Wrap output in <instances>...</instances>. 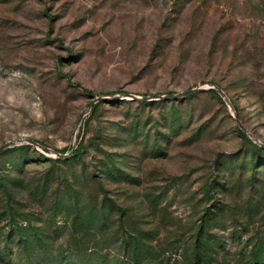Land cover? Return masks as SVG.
<instances>
[{
    "label": "rangeland",
    "instance_id": "374dc122",
    "mask_svg": "<svg viewBox=\"0 0 264 264\" xmlns=\"http://www.w3.org/2000/svg\"><path fill=\"white\" fill-rule=\"evenodd\" d=\"M19 138L0 264H264V0H0V144Z\"/></svg>",
    "mask_w": 264,
    "mask_h": 264
},
{
    "label": "trees",
    "instance_id": "16d2710c",
    "mask_svg": "<svg viewBox=\"0 0 264 264\" xmlns=\"http://www.w3.org/2000/svg\"><path fill=\"white\" fill-rule=\"evenodd\" d=\"M76 85H79L78 83H76ZM210 91H215V89L214 88H210L209 89ZM86 92H90V91H88V90H86ZM165 101H172V100H168V99H166ZM98 102V101H97ZM97 102H95L94 103V105L97 103ZM171 110L173 111L172 113L173 114H176V113H178L179 112V109H178V107H176L175 106V104L174 103H172V106H171ZM30 146V144L29 143H23V144H19V145H16L14 148H25V147H29ZM8 149V148H7ZM87 148L85 147V145H84V143L82 142V141H80L79 143H78V145L74 148V149H72L71 150V152H70V154L69 155H72V156H74L75 158H77V159H79V158H81V159H83L84 158V151L86 150ZM6 150V149H5ZM2 151V150H1ZM1 151H0V153H1ZM57 151H59V152H62V153H64L63 152V150H60V149H57ZM68 155V156H69ZM67 156V157H68ZM65 158L66 157H60V156H58V157H56V158H54V159H52L51 158V160L52 161H54V162H56V161H58V160H62V159H64L65 160ZM57 163V162H56ZM55 165H57V164H53V165H51L50 167H48V168H46L43 172H42V175H43V177H46V178H50L51 176H55V177H57L58 179L63 175V178H64V180L67 182V184H69V185H73V183L70 181V175H69V170L70 169H72V168H74L73 167V165H71V166H69V169H65V168H63V167H61L60 165H57L56 167H55ZM83 177L82 178H78L76 175H75V179L76 180H78V182H80L79 184H81V186H82V189H83V193H84V196H85V190L86 189H97V188H99L100 187V181L98 182V181H96L94 178H91V177H88V176H85V175H82ZM81 177V176H80ZM35 188H38L37 186H35ZM34 188V190H36ZM33 190V191H34ZM63 194H66V193H63ZM54 200H50V202H53ZM48 200L46 201V203H48V204H52V203H50Z\"/></svg>",
    "mask_w": 264,
    "mask_h": 264
},
{
    "label": "water",
    "instance_id": "95a60500",
    "mask_svg": "<svg viewBox=\"0 0 264 264\" xmlns=\"http://www.w3.org/2000/svg\"><path fill=\"white\" fill-rule=\"evenodd\" d=\"M212 88H215V87L213 86ZM200 89H203V87L190 88V89H187V90H185V91H183V92H180V93H170V94L168 95V97L176 98V97H179V96H183V95H186V94H190V93L195 92V91L200 90ZM216 89L219 91V93H220L225 99L228 100V98H227V96H226V93H225L220 87H216ZM130 95H131L133 98H135V99H142V98H143V97H141V96H139V95H136V94H130ZM157 96L164 97V95H157ZM103 98H105V97L102 96V95H96V96H94V97L89 101L88 106H89V107H92L93 104H94L95 102H97V101H99V100H101V99H103ZM82 114H83V112H82ZM236 120H237V123L240 124V126L242 127L243 130L248 131L247 128H246V127L240 122V119H239L237 116H236ZM74 132H75V130H74ZM14 141H18V142L28 141V142H30V143H36V144H38V142L35 141V140L32 139V138H19V139H17V140H15V139H14V140H9V141H6V142L0 144V151L3 150V149L6 148V147L12 145ZM72 149H73V145L71 144V145L69 146V149H68L67 152L62 153V152H59V151L55 150V153H56L57 156H60V157H67V156L70 154V152H71Z\"/></svg>",
    "mask_w": 264,
    "mask_h": 264
}]
</instances>
